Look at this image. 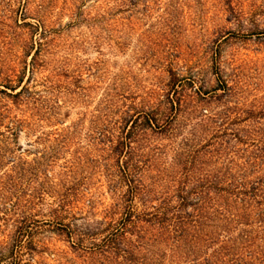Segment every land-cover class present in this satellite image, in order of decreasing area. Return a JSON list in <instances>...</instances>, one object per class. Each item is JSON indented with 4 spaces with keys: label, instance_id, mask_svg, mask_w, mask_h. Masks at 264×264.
I'll list each match as a JSON object with an SVG mask.
<instances>
[{
    "label": "rangeland",
    "instance_id": "374dc122",
    "mask_svg": "<svg viewBox=\"0 0 264 264\" xmlns=\"http://www.w3.org/2000/svg\"><path fill=\"white\" fill-rule=\"evenodd\" d=\"M167 94L172 131L136 151L149 184L183 142L211 141L264 193V0H0V264L18 243L14 264H102L57 223L80 237L112 211L102 132ZM256 219L233 234L264 255Z\"/></svg>",
    "mask_w": 264,
    "mask_h": 264
},
{
    "label": "trees",
    "instance_id": "16d2710c",
    "mask_svg": "<svg viewBox=\"0 0 264 264\" xmlns=\"http://www.w3.org/2000/svg\"><path fill=\"white\" fill-rule=\"evenodd\" d=\"M179 109V100L162 95L151 111L127 114L130 128L110 137L103 131L104 142H110L106 152L115 163L108 171L116 197L112 211L92 225L76 226L80 237L72 226L57 225L73 249L100 256L102 264H264L259 237L233 234L237 227L253 225L254 217L264 218V193L250 185L234 157L218 167L223 145L183 142L171 173L149 184L153 178L147 175L145 156L136 151L148 130L162 135L172 131ZM20 248L15 245L11 264L18 262Z\"/></svg>",
    "mask_w": 264,
    "mask_h": 264
}]
</instances>
